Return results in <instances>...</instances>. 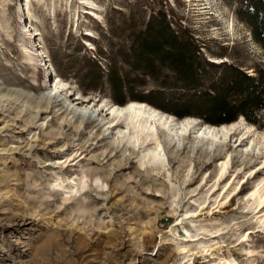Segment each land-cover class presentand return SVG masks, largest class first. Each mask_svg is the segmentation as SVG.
Listing matches in <instances>:
<instances>
[{"label":"rangeland","instance_id":"obj_1","mask_svg":"<svg viewBox=\"0 0 264 264\" xmlns=\"http://www.w3.org/2000/svg\"><path fill=\"white\" fill-rule=\"evenodd\" d=\"M238 5L0 0V264H264V124L122 106L107 84L85 88L79 75L89 56L106 53V67L158 6L211 61L255 74L264 48ZM131 103L146 109L113 127L111 111ZM89 105L98 114L81 116ZM150 109L229 126V146L203 154L190 140L167 144L158 128L161 148L150 144Z\"/></svg>","mask_w":264,"mask_h":264},{"label":"trees","instance_id":"obj_2","mask_svg":"<svg viewBox=\"0 0 264 264\" xmlns=\"http://www.w3.org/2000/svg\"><path fill=\"white\" fill-rule=\"evenodd\" d=\"M236 13L264 48V0H239ZM169 17L162 6L153 7L148 22L131 30L106 67L98 59L106 53L83 59L82 86L107 84L116 104L148 103L217 127L240 118L263 125L264 66L250 74L233 62L211 61L191 29Z\"/></svg>","mask_w":264,"mask_h":264},{"label":"bare ground","instance_id":"obj_3","mask_svg":"<svg viewBox=\"0 0 264 264\" xmlns=\"http://www.w3.org/2000/svg\"><path fill=\"white\" fill-rule=\"evenodd\" d=\"M93 107H95V106L89 105L88 107H84L83 111L81 108L82 113H80V112H78V113L81 116H83V114H84L83 112H86L89 115V117H95L98 114V110H96ZM136 109H139V110L142 109L143 110L146 108H143L142 105H137V104L131 103V105L128 107H125V108L121 107V108H117V109H114L113 111H111L110 114H111L113 122H114L113 127L119 126V124L122 121L121 117L124 116V114L132 113ZM143 121H145L146 124L152 123V127H151L150 132H148V134L145 133V135L147 137H150L149 140L147 139L148 142L150 141V139L152 137L150 144L155 143L157 146H159L161 148L160 138L158 137V132L156 129V128H158L160 130V132H162L163 135L165 136V140H166L165 142L167 144L170 142L171 143L176 142V144L177 143L182 144L185 141L190 140V142H192L193 149L201 151L203 154L206 152V150H210L211 146L214 147L211 150H215V152L218 151L219 149H221V147L224 149L228 148L229 139H231L233 132H234V130H232V128H229V126L224 127L223 129H220V130H215L214 128L213 129L208 128V127H206V125L203 127L197 128L196 122L194 120H191V119L188 121H184L182 123H179V122L177 123L174 120L166 119L165 117H163V115L158 114V111H151V109L148 112L146 119H143ZM143 121H141V122H143ZM138 122H140V121H138ZM145 130H147V129L145 128ZM141 132L143 133V131H141ZM145 143L146 142L144 141V144ZM140 146H142V145H140ZM224 149H223V151H224ZM221 155L222 154L219 153L218 157H221ZM155 159H157V156L155 157ZM228 159H230V158H228ZM223 165H224L223 170H225L227 163H224ZM262 168L263 167L258 169L257 173H259V171Z\"/></svg>","mask_w":264,"mask_h":264}]
</instances>
